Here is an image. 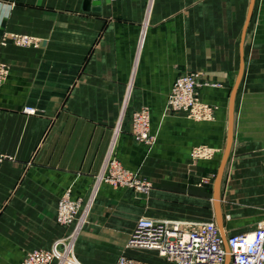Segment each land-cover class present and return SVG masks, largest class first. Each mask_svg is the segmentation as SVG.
I'll return each mask as SVG.
<instances>
[{"label": "crops", "instance_id": "0c3cea01", "mask_svg": "<svg viewBox=\"0 0 264 264\" xmlns=\"http://www.w3.org/2000/svg\"><path fill=\"white\" fill-rule=\"evenodd\" d=\"M251 3L0 0V62L9 68L0 87V264H22L67 236L73 227L56 222L59 199L90 197L109 158L153 189L142 196L100 184L75 239L81 264H173L128 247L141 218L215 222L225 239L256 229L264 219V0L253 1L244 32ZM12 35L35 44L1 45ZM182 73L202 75L212 118L167 109ZM142 107L152 147L132 135L130 116ZM198 147L210 155L194 157Z\"/></svg>", "mask_w": 264, "mask_h": 264}, {"label": "built area", "instance_id": "2783aa9c", "mask_svg": "<svg viewBox=\"0 0 264 264\" xmlns=\"http://www.w3.org/2000/svg\"><path fill=\"white\" fill-rule=\"evenodd\" d=\"M9 40L20 46L35 44L28 36L12 35L5 36L1 45H7ZM7 74V65L0 62V86ZM201 80L200 73L180 74L168 97L169 110L183 112L191 117H209L207 107H202L199 115L194 112L199 104L198 90L202 86ZM149 126V116L145 111L135 114L133 132L137 141L151 142ZM193 155L201 158L210 154L206 148L198 147ZM100 178L116 186H135L130 180L129 173L111 158L107 161L105 172ZM140 184L138 182L136 186ZM146 186L148 185L143 184L137 188L144 190ZM90 202L91 199L80 214L82 205L79 200H72L69 196L63 197L58 203L57 221L64 226L74 224V229L69 236L57 240L51 249L30 253L23 264H81L73 252V242L86 220ZM226 244L227 248L215 222L199 223L184 230L177 223L149 218L138 220L127 242L128 247L131 248L155 250L173 264H227L228 258L229 264H264V221L250 233L228 236ZM116 264H136V262L122 257Z\"/></svg>", "mask_w": 264, "mask_h": 264}, {"label": "rangeland", "instance_id": "374dc122", "mask_svg": "<svg viewBox=\"0 0 264 264\" xmlns=\"http://www.w3.org/2000/svg\"><path fill=\"white\" fill-rule=\"evenodd\" d=\"M1 63H3V62H1ZM5 64V63H4ZM8 67V66H7ZM8 74H9V68H8ZM8 74H7V76H6V78H5V80H4V82H3V84L0 86V87H2L4 84H5V82L7 81V78H8ZM201 78H202V75H201ZM201 83H202V81H201ZM203 84V83H202ZM201 88V87H200ZM199 88V89H200ZM169 97V96H168ZM198 101H199V104H198V106L196 107V109H195V111L194 112H196L197 113V115H199V114H201V109H202V107H207L208 109H209V111L207 112L208 113V116H209V118H212V116L214 115V112H215V108L214 107H212V106H208V105H205V104H203L202 103V101H201V98H200V91L198 90ZM167 109L169 110V108H168V102H167ZM143 111H145L147 114H148V116H149V121H150V126H149V133H150V135H151V142H140V141H137L136 140V138L134 137V133L135 132H133V119H134V116H135V114H137V113H139V112H143ZM170 111V110H169ZM24 113H26V114H29V115H34V114H36L37 113V110L36 109H34V108H31V107H28V108H26V109H24V111H23ZM171 113H173V114H176V113H181V114H186V113H183V112H172V111H170ZM189 115V114H188ZM190 116V115H189ZM193 117V116H192ZM203 117H206V116H203ZM203 117H199V118H197V117H195V118H197V119H202ZM207 118V117H206ZM130 125H131V130H132V135H133V137L135 138V140L137 141V142H139V143H142V144H145L146 146H149V147H152L153 145H154V143H155V137H154V135L152 134V132H151V116H150V112H149V109L147 108V107H142V108H140V109H137L136 111H134L132 114H131V116H130ZM3 159H4V157L2 156V155H0V163L3 161ZM110 159V158H109ZM108 159V160H109ZM112 159V158H111ZM107 160V161H108ZM112 160H114V161H116L117 163H119L128 173H129V176H130V180H131V182L132 183H134L135 184V186H129V185H120V186H116V185H112L111 183H109V181L107 182V181H102L101 180V178H100V176L98 177V179H97V181H98V185L95 187V190L93 191V193H91V195H90V197H88L87 199H82V198H79V199H73V198H71V196H70V193H66L65 195H63L60 199H59V201L63 198V197H65V196H69L72 200H79V202L81 203V205H82V210L80 211V214H81V212H83L84 211V209H85V207H86V205H87V202L89 201V199H91L92 200V202H90V204H89V207H88V214H89V212L91 211V209L93 208V206H94V202H95V199H96V195H97V192H98V189L100 188L99 186H100V184H107V185H109V186H111V187H113V188H126V189H129L130 191H132V192H134V193H137V194H140V195H144V196H148L149 195V193L151 192V190L153 189V185H152V183L149 181V180H147V179H145V178H142V177H140V176H138L136 173H133L132 171H129V170H127L118 160H116V159H112ZM107 163V162H106ZM106 163H105V166H104V169H103V172L101 173V175L105 172V167H106ZM138 182H140L141 184H140V186H136V183H138ZM143 184H147L148 186H146V188L144 189V190H142L141 188H137V187H141V185H143ZM59 201H58V203H59ZM213 202H214V205L215 204H217V200H216V196H215V194H213ZM58 203H57V210H56V222L58 223V221H57V212H58ZM79 214V215H80ZM87 220H88V215H87V217H86V220H85V222H84V224L83 225H85L86 224V222H87ZM262 221H264V219L262 220ZM262 221H260V222H262ZM210 222V221H209ZM259 222V223H260ZM178 225H180V227L181 228H183L184 230H187V229H189L191 226H194V225H196V224H199V223H192V224H190V225H181L180 223H178V222H176ZM205 223V222H204ZM258 223V224H259ZM59 224V223H58ZM76 224V223H75ZM60 225V224H59ZM74 225V224H73ZM71 226V225H67V226H64V225H62V226H64V227H73L72 228V230L74 229V226ZM258 226V225H257ZM82 227V226H81ZM80 230V229H79ZM72 232V231H71ZM71 232L67 235V236H69L70 234H71ZM78 233H79V231H78ZM78 235V234H77ZM67 236H65V237H67ZM64 238V237H63ZM77 238V236L75 237V239ZM60 239H62V238H60ZM75 239H74V242H73V247H74V245H75ZM59 240V239H58ZM53 246V245H52ZM51 249V248H50ZM35 251H37V250H35ZM32 252H34V251H32ZM32 252H30V253H32ZM73 252H74V254H75V251H74V248H73ZM30 253H28L25 257H24V259H23V262H24V260L28 257V255H30ZM76 256V255H75ZM76 258H77V256H76ZM122 258V257H121ZM127 258V257H126ZM78 259V258H77ZM130 259V258H129ZM120 260V258L117 260V262ZM79 261V260H78ZM23 262H22V264H23ZM116 262V263H117ZM115 263V264H116Z\"/></svg>", "mask_w": 264, "mask_h": 264}, {"label": "water", "instance_id": "95a60500", "mask_svg": "<svg viewBox=\"0 0 264 264\" xmlns=\"http://www.w3.org/2000/svg\"><path fill=\"white\" fill-rule=\"evenodd\" d=\"M253 1L252 0V3H251V6H250V10H249V14H248V21H247V24L245 26V29H244V32H246V29H247V26H248V22H249V19L251 17V14H252V10H253ZM95 3H93L94 6H98L99 5V1H94ZM88 3H91L88 2ZM242 74L239 75V79L241 78ZM235 92H236V89L233 90L232 92V95H231V125H230V140H229V143H228V147L230 146V142H231V138H232V132H233V127H232V123H233V104H234V98H235ZM224 241H225V246L227 248V244H226V239L224 238ZM229 258L227 260V264H229Z\"/></svg>", "mask_w": 264, "mask_h": 264}]
</instances>
